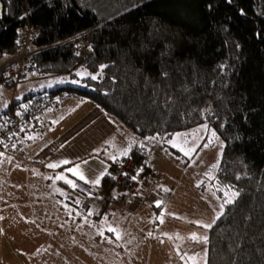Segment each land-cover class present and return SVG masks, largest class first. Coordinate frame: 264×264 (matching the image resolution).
Masks as SVG:
<instances>
[{"label":"trees","instance_id":"16d2710c","mask_svg":"<svg viewBox=\"0 0 264 264\" xmlns=\"http://www.w3.org/2000/svg\"><path fill=\"white\" fill-rule=\"evenodd\" d=\"M22 27L29 71L79 82L46 95L90 99L141 137L211 124L225 144L215 191L239 194L209 229L207 264H264V0H142L103 17L80 0H0V61ZM85 31L88 56L57 45Z\"/></svg>","mask_w":264,"mask_h":264},{"label":"rangeland","instance_id":"374dc122","mask_svg":"<svg viewBox=\"0 0 264 264\" xmlns=\"http://www.w3.org/2000/svg\"><path fill=\"white\" fill-rule=\"evenodd\" d=\"M80 1L103 17L123 12L142 0ZM78 72L81 74V69ZM34 78L36 80L33 81ZM57 81L79 84L76 79L40 76L35 71H29L26 66V80L18 86L14 97L24 102L27 92L23 90L32 88L31 91L34 92L30 91L32 96L27 100L37 98L50 89H55ZM38 86L41 89L34 90ZM11 89L8 94H0V119L12 99L13 88ZM18 105L23 107L19 102ZM131 132L128 142L132 136L137 144H144L149 148L150 161L147 168L150 167L151 173L146 179L147 184L150 183L161 199L168 201V207L159 211L150 205L146 221L148 231L140 235L143 230L138 226L137 234L131 236L129 215L123 218L128 223L125 228L119 224L114 228L117 229L119 238L115 233L104 232L103 230H108L106 225L99 227L103 230L91 229L86 233V238H90L91 234L99 237L93 243L91 240L78 243L71 236H63L60 231L61 218L57 212L50 213L48 207L51 198L61 202L54 196L52 189L68 184L58 182L52 188H47L45 184L40 187L34 170L24 167L26 162L0 160V264H207L210 228L207 230L201 224H206L211 219L210 224L213 225V221L224 211V201H233L237 197L232 195L235 192L224 189L221 194L223 198L219 199L223 207L217 206L218 203L214 207L213 199H210L213 196L217 199L222 197L215 191V183L225 146L223 139L209 123L161 136L141 137ZM177 134H181L179 138ZM146 137L156 139L147 140ZM169 140L177 141L185 150L194 148L195 151L185 155L180 147L168 143ZM47 189H50L49 193ZM53 204L57 205L54 201ZM208 204L214 208H207ZM63 222L69 224L72 231L73 224L67 219ZM116 222H120V219ZM133 233L135 234L134 230ZM193 233L207 239H190ZM73 235L78 237L83 234L75 231ZM131 238H134L136 244L131 245Z\"/></svg>","mask_w":264,"mask_h":264},{"label":"crops","instance_id":"0c3cea01","mask_svg":"<svg viewBox=\"0 0 264 264\" xmlns=\"http://www.w3.org/2000/svg\"><path fill=\"white\" fill-rule=\"evenodd\" d=\"M34 80H36V78H34L33 81ZM29 84H31L30 81ZM61 85L63 84L58 81L56 82V87H60ZM11 88L12 87L8 84L1 85L0 94H8L9 91L12 90ZM31 89L32 88L23 90V92H27L24 97V102L16 100L17 103L19 102L22 105H26L37 99L38 97L31 100L26 99L32 96L30 93ZM40 89L41 87L38 86L34 90L39 91ZM60 103L61 108L58 111L49 112L43 116L44 131L37 135L27 136L24 142L29 161L26 162L27 165L24 167L27 170H34L36 180L40 183V187L45 184L47 188H52L58 182L61 184L66 183L65 180L57 179V177L61 175L69 180L81 181L74 176L73 173L67 171V169L74 168L77 164L81 166V169L90 170V173L86 171V175H98L100 171L106 170L110 163L121 159L123 155L120 153L125 148H128L130 143L136 141L131 136L130 142H128L129 133L131 131L122 122L107 115L94 101L67 94L60 98ZM8 108L4 116L0 119V125L8 116L6 114ZM135 144L137 143L131 144L130 149H132ZM113 156L117 159L113 160ZM62 161H68L69 163L64 164ZM85 161H87V164L84 163ZM50 164L58 166L54 168L49 167ZM103 178L104 176L101 180ZM82 182L85 183L84 181ZM85 184L92 186L91 183ZM146 185V190L138 197L137 202L132 206L129 214L131 215V236L137 234L138 226L143 230L140 235L148 231L146 221L151 207H155L156 211L168 207V201L166 202L165 198L161 199L158 193L153 191L150 183L147 184L146 182ZM47 191L49 193L50 189H47ZM221 198H223V196L218 199L216 196H213V198L210 197L211 200L213 199L214 207H216L217 203V206L223 205L219 200ZM53 201L57 204L56 206L53 204ZM156 201H162L160 207L156 206ZM58 203L57 200L51 198L48 211L52 214L57 212L61 218L62 229L60 231L62 235L67 237L71 236L72 239L78 243H83V241L85 242L87 240H91V243H93V240H98L99 237H93L92 234L90 238H86V233L91 229L103 230L99 228L101 225H106L105 227L107 228H116L118 224L122 225V228H125L128 225V223L124 222L125 219L123 220V218L118 216L110 220L94 219L91 218L88 213L79 212L62 200L60 202L61 204ZM225 204L226 202L224 201V205ZM214 207L210 206V204L207 206V208ZM65 219L73 224L72 231L69 224H64L63 220ZM118 219H120V222H116ZM102 220H104V222H102ZM210 222H212L211 219H208L206 224H210ZM208 229L209 228H207V230ZM75 231H79V233L83 235L75 237L73 235ZM103 231L108 233V230ZM141 241H144V239H141ZM133 244H136V242H134V238H131V245Z\"/></svg>","mask_w":264,"mask_h":264},{"label":"built area","instance_id":"2783aa9c","mask_svg":"<svg viewBox=\"0 0 264 264\" xmlns=\"http://www.w3.org/2000/svg\"><path fill=\"white\" fill-rule=\"evenodd\" d=\"M19 31L22 48L0 61V86L8 84L13 88L8 116L0 125V160L15 159L28 162L24 146L26 137L42 133L43 116L58 111L61 103L55 95L38 97L23 107L16 103L14 95L17 87L26 80V66L33 53L29 44L35 37L30 27H22ZM57 45L74 47L79 55L86 57L92 52L93 37L90 31H85ZM149 161V148L144 144H135L127 156L110 163L106 169L110 175L105 177L116 184L109 194L97 191L78 180H74L76 188L68 184L53 189V193L57 199L79 212L91 213V218L105 220L115 216L125 218L130 214L135 199L143 194L146 179L151 173L147 168ZM77 200L79 203H76Z\"/></svg>","mask_w":264,"mask_h":264},{"label":"snow or ice","instance_id":"6c2138e0","mask_svg":"<svg viewBox=\"0 0 264 264\" xmlns=\"http://www.w3.org/2000/svg\"><path fill=\"white\" fill-rule=\"evenodd\" d=\"M92 79H96V77L93 76ZM25 107H27V106H25ZM180 135L181 134H177V137L179 138ZM146 139L147 140H155L156 137H146ZM168 143H172L174 147H180V150L184 151L185 155H190V153L192 151H195L194 148H189V149L185 150V148L183 146H181L177 141L169 140ZM185 143H186V141H185ZM206 146L207 145H205V147ZM130 148H131V144L129 145L128 148H125L120 154L123 155V156H127L129 154V149ZM112 159L116 160L117 158L115 156H113ZM62 163L67 164L69 162L68 161H62ZM84 163L87 164V161H85ZM57 166L58 165H55V164H50L49 165V167H53V168L57 167ZM213 167H215V166H213ZM67 171L73 173V175L76 176L79 180L84 181L85 183H91L93 187L99 186L101 184V178L103 176L110 175L109 173H107L106 170L100 171L99 174L95 175V176H91L90 174L86 175V171H89V173H90V170L81 169V166L79 164L75 165L74 168L67 169ZM141 171H142V169H141ZM125 175H127V174L125 173ZM135 178L136 177H132V179H135ZM57 179L65 180V182L68 183L73 188L77 187V184L73 180L66 179L63 175L58 176ZM165 191H167V189H165ZM238 194L239 193H232L233 196H236ZM89 195H91V192L89 193ZM231 202H232L231 200H227L226 201V203H231ZM76 203H79V201L77 200ZM155 203H156L157 207H160L161 204H162V201H156ZM221 207H223V205H221ZM89 215H91V213H89ZM161 222H163V221L161 220ZM214 222L215 221H213V223ZM196 223H201V222H196ZM201 226L204 227V228H211L212 224H201ZM108 231L112 232V233H115L117 235V238H119V234H118L117 229L109 227ZM101 234H103V233H101ZM190 239H193V240H201V239L202 240H206L207 237H199L195 233H193V234H191ZM190 259H192V258H190Z\"/></svg>","mask_w":264,"mask_h":264},{"label":"bare ground","instance_id":"6f19581e","mask_svg":"<svg viewBox=\"0 0 264 264\" xmlns=\"http://www.w3.org/2000/svg\"><path fill=\"white\" fill-rule=\"evenodd\" d=\"M4 160H14V159H4ZM149 171L151 172V169H150V168H149ZM80 182L83 183L82 181H80ZM83 184H85V183H83ZM85 185H87V184H85ZM87 186H89V187H91V188H93V189H95V190H97V191L102 192L101 190L98 189V187H97V188H94V187H92V186H90V185H87ZM109 192H110V190H109L108 192H103V193H105V194H109ZM137 199H138V198L135 199L133 205H135V203L137 202Z\"/></svg>","mask_w":264,"mask_h":264},{"label":"clouds","instance_id":"9594fccd","mask_svg":"<svg viewBox=\"0 0 264 264\" xmlns=\"http://www.w3.org/2000/svg\"><path fill=\"white\" fill-rule=\"evenodd\" d=\"M16 103H17V101H16ZM18 104V103H17ZM8 115V114H7Z\"/></svg>","mask_w":264,"mask_h":264}]
</instances>
